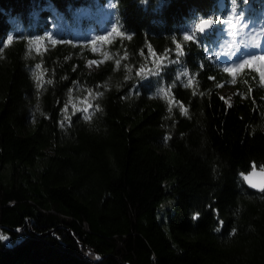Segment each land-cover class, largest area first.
I'll return each instance as SVG.
<instances>
[{
    "label": "trees",
    "instance_id": "trees-1",
    "mask_svg": "<svg viewBox=\"0 0 264 264\" xmlns=\"http://www.w3.org/2000/svg\"><path fill=\"white\" fill-rule=\"evenodd\" d=\"M236 20L264 33V0H0V264H264Z\"/></svg>",
    "mask_w": 264,
    "mask_h": 264
},
{
    "label": "rangeland",
    "instance_id": "rangeland-1",
    "mask_svg": "<svg viewBox=\"0 0 264 264\" xmlns=\"http://www.w3.org/2000/svg\"><path fill=\"white\" fill-rule=\"evenodd\" d=\"M242 22L243 21L236 20V21H234V23L231 27V33L236 35L237 40H238V47H237L235 53L232 55V57L235 54H239V53L247 54L251 48H254L257 50H263L264 49V34H259L257 31L251 30L250 27H248V29L244 30V27L241 26ZM229 51H231V49L229 46H227V50L225 52H229ZM248 56H242L241 58L237 57L236 59H237V61H241L243 59V57H248ZM87 68L90 71H94L97 69V64L94 61H88L87 62ZM221 95L225 99V101H227L228 103H231L232 92L230 91V89L223 88L221 91ZM82 108L85 112L87 111V105L85 103L82 104L80 107H78L77 110L82 109Z\"/></svg>",
    "mask_w": 264,
    "mask_h": 264
},
{
    "label": "water",
    "instance_id": "water-1",
    "mask_svg": "<svg viewBox=\"0 0 264 264\" xmlns=\"http://www.w3.org/2000/svg\"><path fill=\"white\" fill-rule=\"evenodd\" d=\"M208 28V25L200 24L201 31ZM245 186L253 192L264 191V171L261 169H252L243 176ZM18 232V231H15Z\"/></svg>",
    "mask_w": 264,
    "mask_h": 264
},
{
    "label": "snow or ice",
    "instance_id": "snow-or-ice-1",
    "mask_svg": "<svg viewBox=\"0 0 264 264\" xmlns=\"http://www.w3.org/2000/svg\"><path fill=\"white\" fill-rule=\"evenodd\" d=\"M209 23H210V22H209L208 20H204V21H202V24H204V25H208ZM115 31H116V29L113 28V32H115ZM8 39L11 40V37H9ZM100 39H106V38H105V37H101ZM184 39H185V40H190L191 37H190V36H186V37H184ZM52 43L55 45V44H56V41L53 40ZM179 47H180V46L177 45V48H179ZM256 60L264 61V56H258V57H257V56H253L251 59L243 60V61L238 65V67H236V68H226L225 71L231 75V74H234V73L237 72V71H242L245 67H249V68H251L252 65L254 64V62H255ZM37 67H39V65H37ZM139 74H140V73H137V75H139ZM260 77H261V80L264 81V72H261V73H260ZM84 119L87 120L88 117L85 116Z\"/></svg>",
    "mask_w": 264,
    "mask_h": 264
},
{
    "label": "bare ground",
    "instance_id": "bare-ground-1",
    "mask_svg": "<svg viewBox=\"0 0 264 264\" xmlns=\"http://www.w3.org/2000/svg\"><path fill=\"white\" fill-rule=\"evenodd\" d=\"M225 28H226V27H225ZM225 28H224V29L221 31V33H220V34H222L221 37H220V39H218V40H220V41H222V38H223V36H224ZM228 32L231 33V30L229 29ZM232 42H236V41H232Z\"/></svg>",
    "mask_w": 264,
    "mask_h": 264
}]
</instances>
